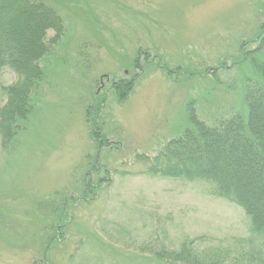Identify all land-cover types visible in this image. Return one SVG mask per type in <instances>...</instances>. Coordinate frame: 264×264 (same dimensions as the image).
Wrapping results in <instances>:
<instances>
[{
	"label": "rangeland",
	"instance_id": "1",
	"mask_svg": "<svg viewBox=\"0 0 264 264\" xmlns=\"http://www.w3.org/2000/svg\"><path fill=\"white\" fill-rule=\"evenodd\" d=\"M42 1L66 31L26 129L0 143V264H169L155 253L248 236L250 218L211 183L132 171L193 127L190 109L211 127L248 119L264 0Z\"/></svg>",
	"mask_w": 264,
	"mask_h": 264
},
{
	"label": "trees",
	"instance_id": "2",
	"mask_svg": "<svg viewBox=\"0 0 264 264\" xmlns=\"http://www.w3.org/2000/svg\"><path fill=\"white\" fill-rule=\"evenodd\" d=\"M65 31L61 14L42 0H0V73L9 69L17 76L11 85L2 84L0 79L2 147L26 129L45 80L42 63ZM49 32L54 36L48 39ZM263 49L264 32L257 51ZM261 71L264 74V66ZM133 81L119 82L118 90H132ZM246 102L247 120L233 115L214 127L190 109L192 128L170 140L156 156L136 159L132 174L211 183L216 197L238 205L251 220L249 235L229 246L186 240L179 249L157 251L158 259L169 264H264V244L259 242L264 238V88L250 83ZM101 108L102 104L95 111Z\"/></svg>",
	"mask_w": 264,
	"mask_h": 264
}]
</instances>
